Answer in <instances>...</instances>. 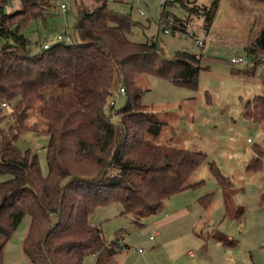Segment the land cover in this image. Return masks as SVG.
<instances>
[{
	"label": "trees",
	"instance_id": "16d2710c",
	"mask_svg": "<svg viewBox=\"0 0 264 264\" xmlns=\"http://www.w3.org/2000/svg\"><path fill=\"white\" fill-rule=\"evenodd\" d=\"M74 1L75 40L42 45L34 53L22 30L36 20L50 27L59 16L55 1L20 0L21 8L11 13L0 5V38L10 41L0 48V103L9 101L14 115L20 99L33 92L49 111L46 176L41 175L35 155L15 146L28 129L2 126L8 121L6 115L0 116V174L12 176L0 182V264L6 243L25 216L30 224L22 250L31 264H83L89 255L96 258L95 264H112L118 239L107 243L101 229L88 222L97 208L118 203L120 215H131L139 224L160 212L174 195L203 183L189 180L207 161L204 153L146 138L162 123L141 103L142 90L136 82L139 76H153L194 90L202 55L179 51L167 59L154 40L136 43L129 38L132 28L139 26L130 14L105 0H96L91 10L83 0ZM193 1H165L162 6L175 3L191 13ZM219 1L194 9L203 19L205 33ZM247 1L264 4V0ZM187 22L165 11L158 20L163 32L181 34H187ZM245 53L254 65L239 74L255 75L264 58V22ZM115 82L125 90L126 104L119 110L108 105ZM242 116L261 124L264 96L248 102ZM252 150L255 155L246 171L259 172L264 152L258 145ZM209 170L217 186L229 190L230 180L213 164ZM213 195L197 202L207 208ZM212 237L223 246L232 245L221 233Z\"/></svg>",
	"mask_w": 264,
	"mask_h": 264
},
{
	"label": "rangeland",
	"instance_id": "374dc122",
	"mask_svg": "<svg viewBox=\"0 0 264 264\" xmlns=\"http://www.w3.org/2000/svg\"><path fill=\"white\" fill-rule=\"evenodd\" d=\"M54 1L57 5H64L65 10L58 8L59 16L50 27L46 28L42 21L36 20L22 30L33 53L42 45L58 42V36L75 40V1ZM83 1L89 10L97 3L96 0ZM165 1L173 0H142V5L125 2L108 5L130 14L131 20L139 25L131 30L129 38L132 41L145 43L154 40L167 59L179 51L202 55V70L194 90L153 76H139L136 82L142 90L141 103L162 123L156 134H147L146 138L159 144L204 153L207 161L189 180L190 183H203L185 196H173L164 203L160 212L142 218L139 224L134 223L131 215L121 216L122 207L118 203L97 208L88 222L101 229L107 243L118 239V252L112 257V264H264V164L259 172L246 171L254 155L252 148L259 145L264 152V121L258 124L242 116L248 101L264 96V61L255 75H241L239 72H243L246 65H232L230 57L247 59L248 55L243 51L233 54L229 49L219 48L218 59L209 55L211 52L204 54L203 19L194 9L208 6L211 0L193 1L189 5L191 13L175 3L163 7ZM248 2L247 6L251 4L255 8L253 27L250 26L253 34L264 22V4ZM19 8L20 0H13L5 7V12L11 13ZM139 9L143 10V15L138 13ZM162 11L188 21L187 34H165L158 24ZM223 12L221 8L219 18ZM195 39L203 41L202 48L195 45ZM8 43L9 40L0 38V48ZM117 88L118 83L115 82L112 91ZM125 104V96H119L115 110ZM48 114L41 99L33 92H28L25 100L20 99L19 111L14 115L8 104L5 108L0 107V116L6 115L8 121L2 122V126L20 125L28 129L19 136L15 146L37 157L42 176L48 173V135L45 131ZM210 164L230 180L232 186L229 190L217 186L209 170ZM11 178L10 174H0V182ZM210 193L214 195L209 207L199 206L196 201ZM183 197L185 200H179ZM187 202V215L172 217L170 224L155 228L153 222L156 217L172 215ZM29 224L30 217L25 216L3 249L2 264H31L22 250ZM214 232L221 233L232 241V245L223 246L217 242L212 237ZM150 237L153 241H149ZM139 249L143 250L142 254L138 253ZM95 262L92 255L83 260V264Z\"/></svg>",
	"mask_w": 264,
	"mask_h": 264
},
{
	"label": "crops",
	"instance_id": "0c3cea01",
	"mask_svg": "<svg viewBox=\"0 0 264 264\" xmlns=\"http://www.w3.org/2000/svg\"><path fill=\"white\" fill-rule=\"evenodd\" d=\"M243 1L246 2V4L243 3ZM247 4H249L247 0L219 1L218 9L213 19L212 25L209 31L204 35V41H205V47L203 49L204 54L211 52L209 55H214L213 58L218 59L217 55L219 54L218 51L219 48L229 49L230 51H232L233 54L234 52H238V51H243L245 53V48L252 43V41L255 38V33L258 32L256 31L255 33L252 34L253 32L252 28L250 30V26L253 27V21H254L253 19L255 18V14H254L255 8L252 7L253 5L250 4L247 6ZM221 8H223L224 12L222 13L223 15L220 16L219 18L218 14ZM232 58L245 59L243 57L231 56L230 60ZM245 60L250 61L251 58L247 56V59ZM190 190H195V189H188L174 196H183L184 194H187ZM179 200H185V197L179 198ZM197 204L201 206L198 202ZM180 207L178 211L177 212L175 211L174 214L172 215H164L163 217H159V218L156 217L153 222L155 228L157 229L162 228L163 226L170 224L172 217L173 218L177 217L180 214L187 215L189 203L187 202V204H182Z\"/></svg>",
	"mask_w": 264,
	"mask_h": 264
},
{
	"label": "built area",
	"instance_id": "2783aa9c",
	"mask_svg": "<svg viewBox=\"0 0 264 264\" xmlns=\"http://www.w3.org/2000/svg\"><path fill=\"white\" fill-rule=\"evenodd\" d=\"M12 1H13V0H0V5H1V3H3L5 6H7V5H9ZM105 1H106L107 3H114V2L119 1L120 3L125 2V3H131V4L142 5V0H105ZM57 6H58L59 10H61V11L65 10V6H64V5L60 4V5H57ZM121 12H122V13H125V11H123V10H121ZM138 13H139L140 15H143L144 12H143L142 9H139V10H138ZM169 32H171V30H168V29L164 30V33H165V34H166V33H169ZM57 39H58L59 41H61V40H65L63 36H58ZM66 41H69V39L66 40ZM194 43H195V45H196L198 48H202V47H203V41H201V40H199V39H195V40H194ZM45 48H46V46H45ZM263 61H264V60H262V62H263ZM230 63H231V64H241V63H242V64H244V65H246V66H248V67H251V66L254 65V64L252 63L251 60H250V61H246L245 59H242V58H232V59L230 60ZM259 67H260V66H258L257 69H259ZM119 96H125V90H124L123 86H121V85L118 86L117 90L114 91L113 94H112L111 100L109 101V104H108L110 108L115 109L116 99H117ZM6 106H7V104H6L5 102H1V103H0V107L5 108ZM152 240H153V238L150 237V238H149V241H152ZM138 253H139V254H142V253H143V250H142V249H139V250H138ZM189 256L192 257V254L189 253Z\"/></svg>",
	"mask_w": 264,
	"mask_h": 264
}]
</instances>
